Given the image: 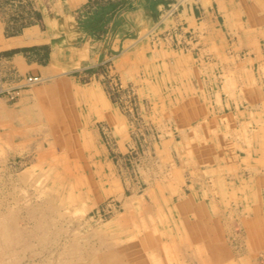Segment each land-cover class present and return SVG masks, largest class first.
<instances>
[{
  "label": "rangeland",
  "instance_id": "rangeland-1",
  "mask_svg": "<svg viewBox=\"0 0 264 264\" xmlns=\"http://www.w3.org/2000/svg\"><path fill=\"white\" fill-rule=\"evenodd\" d=\"M160 3L87 0L53 78L0 52V264H264L263 70ZM32 5L0 0L6 34Z\"/></svg>",
  "mask_w": 264,
  "mask_h": 264
},
{
  "label": "crops",
  "instance_id": "crops-1",
  "mask_svg": "<svg viewBox=\"0 0 264 264\" xmlns=\"http://www.w3.org/2000/svg\"><path fill=\"white\" fill-rule=\"evenodd\" d=\"M86 1L31 0L33 8L41 13V22L12 34H6V23L0 15V52L6 53L1 58L5 75L48 79L58 76V67L53 60L61 51L65 52L66 45L61 26H67L74 11ZM169 3L178 4L179 19H184L189 27L204 35L201 53L216 49L244 53L246 67L254 63L264 75V0H165L156 6L159 13L163 14ZM36 46L48 47L49 62L41 63L22 52H11ZM67 49L70 56H79L82 63L95 61L100 54L90 48L89 41L75 49L70 46Z\"/></svg>",
  "mask_w": 264,
  "mask_h": 264
},
{
  "label": "built area",
  "instance_id": "built-area-1",
  "mask_svg": "<svg viewBox=\"0 0 264 264\" xmlns=\"http://www.w3.org/2000/svg\"><path fill=\"white\" fill-rule=\"evenodd\" d=\"M25 83L24 84H30L38 81V77L36 76H27L24 79Z\"/></svg>",
  "mask_w": 264,
  "mask_h": 264
},
{
  "label": "trees",
  "instance_id": "trees-1",
  "mask_svg": "<svg viewBox=\"0 0 264 264\" xmlns=\"http://www.w3.org/2000/svg\"><path fill=\"white\" fill-rule=\"evenodd\" d=\"M26 50H28V49H24V48H21V49H16V50H12L11 52L13 53V52H22V51H26ZM48 61V56L46 57V60L43 62V63H46ZM39 62V61H38ZM42 63V62H41Z\"/></svg>",
  "mask_w": 264,
  "mask_h": 264
}]
</instances>
